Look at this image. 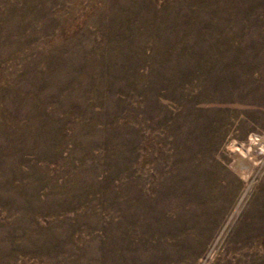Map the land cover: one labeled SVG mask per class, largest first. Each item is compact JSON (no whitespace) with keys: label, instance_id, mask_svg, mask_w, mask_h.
I'll return each mask as SVG.
<instances>
[{"label":"rangeland","instance_id":"obj_1","mask_svg":"<svg viewBox=\"0 0 264 264\" xmlns=\"http://www.w3.org/2000/svg\"><path fill=\"white\" fill-rule=\"evenodd\" d=\"M210 72L264 84V0H0V264H112L121 242L264 264V231L229 240L264 204V159L229 144L264 139V114L212 103ZM192 213L214 232L167 260Z\"/></svg>","mask_w":264,"mask_h":264},{"label":"bare ground","instance_id":"obj_2","mask_svg":"<svg viewBox=\"0 0 264 264\" xmlns=\"http://www.w3.org/2000/svg\"><path fill=\"white\" fill-rule=\"evenodd\" d=\"M240 65H243V63L242 62L239 63V66ZM204 78L205 79L202 81L203 86H204L203 89L209 93L210 98L208 97V99L212 103H215L218 105L219 104L220 105H224V104H226V105H229V104H240V105L241 104H255L259 107H262L261 109H258V111H260L264 114V110H263V108H264V84L254 85L252 83V81H250V80L248 81V79L242 74H236V75L235 74H232V75L227 74V75H225L222 73L210 72L207 75H205ZM211 113L212 112L209 111L207 114H211ZM259 114H261V113H259ZM222 123H223V119L218 118L217 120H215V122L212 126H213V128L214 127L216 128V127H219L220 125H222ZM201 124L202 123H199L200 126H201ZM203 124H205V123H203ZM187 136H188V134H187ZM235 143L239 144V146H240L239 147V156H241L240 157L241 159H242V155L245 154V152H248L249 150H251V151H249L250 155L254 153L253 155H254L255 160L264 159V139L262 137L255 138L254 136L250 135V136H248V138L245 139V132H243V130H241L239 133V136L237 138H234L229 145L234 146ZM255 143L257 144V146H259L258 149H256V148L254 149V147H252L253 144H255ZM253 150H254V152H253ZM193 181H194V179H193ZM200 183H202V182H200ZM193 186L194 185H192V188H193ZM203 186L200 190H198V191L196 190L197 193H194L195 192L194 191L193 192L194 195H192L191 197L195 201H197V202L199 201V203L202 205V212L201 213H203V212L204 213H208V212L210 213V211H212V212L214 211L216 213V211L220 207V204L222 203V199L220 198V191L218 190L219 188L216 189L215 187H210L207 184H206V186L205 185H203ZM194 188H195V186H194ZM188 197L190 198V194ZM220 199H221V201H220ZM261 206H262V213L258 214L259 219H247L246 220L247 224L250 223L252 228H255V232L254 233L252 231L246 232L244 235H234L233 234L229 239L230 244H233L234 242H238V241L239 242H243V241H247V240L253 241V240H256L257 238L260 237L259 232L264 231V204H262ZM194 213H192L191 216L189 215L191 219H186L185 224H184L185 229L188 230L189 234H184L181 238H178L176 235L170 236V243H169L170 245L168 247L169 249H168L167 256L164 254L165 257H167V260L171 261V260L178 259V255H177L178 253H176L177 251H173L174 248H178L179 250H181V252L183 251L186 254L187 259L195 261V259L198 256L197 253H199V251L203 248V246L207 242V238H209V236L214 232V230L216 228L215 226H217V220H218V219H216L215 216H213L211 218L209 217V219H201V215L196 216V214H194ZM246 213H248V212H246ZM204 216H206V215H204ZM138 226H139V229L141 231H144L145 233L148 234V231L146 229L145 224H138ZM231 227L234 228L233 225H231ZM153 232L157 235V233L155 231H153ZM192 233L196 234L197 238H193L190 235ZM118 246L123 249L122 250L123 254L119 257L114 256L111 259L112 264H117V263L119 264V263H124V262L125 263L128 262L130 264H152L151 262H153V261H157L159 263L165 262L164 260H161L160 258H158L159 261L157 260V257H159L158 255L160 254L159 250L161 249V245H159L158 243H155L153 246L149 247L148 251H144L145 247L140 243H137L135 247H130V246H128V244L126 242H121V244L119 243ZM228 252L229 251L225 252V254L223 253L221 259H223V260L228 259V261L231 262V259H229L230 256L226 255ZM214 253L215 254L218 253L216 249H215ZM101 258H103V257H101Z\"/></svg>","mask_w":264,"mask_h":264}]
</instances>
